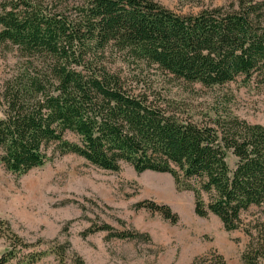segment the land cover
Listing matches in <instances>:
<instances>
[{
  "label": "trees",
  "instance_id": "16d2710c",
  "mask_svg": "<svg viewBox=\"0 0 264 264\" xmlns=\"http://www.w3.org/2000/svg\"><path fill=\"white\" fill-rule=\"evenodd\" d=\"M0 11V44L22 59L18 72L0 81V164L7 171L25 175L50 161L54 148L104 171L128 164L138 174H167L177 189L193 193L198 217L216 216L227 232L240 230L243 213L264 205L263 126L231 116L196 123L182 104L138 89L140 79L105 64L108 55L120 54L189 85L224 86L254 76L264 83V0H236L197 15H178L154 0H85L75 19L43 0L0 1ZM136 209L179 220L153 201ZM96 233L150 241L109 224H94L84 236ZM246 233L244 264H264V222ZM8 241L0 264L34 247L13 234ZM54 251L64 256L63 247Z\"/></svg>",
  "mask_w": 264,
  "mask_h": 264
},
{
  "label": "rangeland",
  "instance_id": "374dc122",
  "mask_svg": "<svg viewBox=\"0 0 264 264\" xmlns=\"http://www.w3.org/2000/svg\"><path fill=\"white\" fill-rule=\"evenodd\" d=\"M43 1L49 10L75 19L85 0ZM154 1L178 15L229 8L236 2ZM108 56L105 64L111 72L138 78V89L149 88L182 104L196 123L213 125L217 118L231 116L264 127V83L256 76L240 77L224 86L189 85L120 54ZM21 63L14 49L0 44V81L17 73ZM66 139L78 141L72 134ZM49 155L50 161L25 175L11 173L0 164V258L10 250L12 234L34 246L18 253L10 264H78V260L84 264H244L242 257L250 242L246 230L264 222V205L252 207L242 215L243 227L227 232L216 216L198 217L193 193L177 189L170 175L138 174L128 164L119 172L104 171L76 155H60L54 148ZM227 162L235 170L237 158L230 153ZM143 201L169 206L178 222L137 210ZM94 224L147 234L150 241L108 239L106 233L84 236ZM55 247H63L64 256ZM40 252L35 259L25 257Z\"/></svg>",
  "mask_w": 264,
  "mask_h": 264
}]
</instances>
